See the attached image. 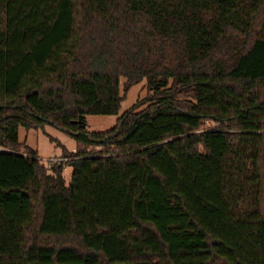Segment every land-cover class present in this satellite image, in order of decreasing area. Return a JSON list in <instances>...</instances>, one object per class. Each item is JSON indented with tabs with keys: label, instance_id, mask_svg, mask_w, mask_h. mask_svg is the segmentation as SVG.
Returning <instances> with one entry per match:
<instances>
[{
	"label": "trees",
	"instance_id": "1",
	"mask_svg": "<svg viewBox=\"0 0 264 264\" xmlns=\"http://www.w3.org/2000/svg\"><path fill=\"white\" fill-rule=\"evenodd\" d=\"M0 149V264H264V0H0Z\"/></svg>",
	"mask_w": 264,
	"mask_h": 264
},
{
	"label": "rangeland",
	"instance_id": "2",
	"mask_svg": "<svg viewBox=\"0 0 264 264\" xmlns=\"http://www.w3.org/2000/svg\"><path fill=\"white\" fill-rule=\"evenodd\" d=\"M123 83L120 81V94L123 97ZM147 95L146 82L131 87L123 97L120 110L117 116H86V133H105L116 126L117 120L128 110H130L138 101L144 99ZM18 138L20 143H25L27 147L36 151L38 157L45 167L52 164H64V178L66 183L70 177V167L66 166L67 161L63 159V151L69 153L75 150L76 143L71 136L54 127L46 125L44 130H25L19 129Z\"/></svg>",
	"mask_w": 264,
	"mask_h": 264
},
{
	"label": "built area",
	"instance_id": "3",
	"mask_svg": "<svg viewBox=\"0 0 264 264\" xmlns=\"http://www.w3.org/2000/svg\"><path fill=\"white\" fill-rule=\"evenodd\" d=\"M0 151H1V149H0Z\"/></svg>",
	"mask_w": 264,
	"mask_h": 264
}]
</instances>
